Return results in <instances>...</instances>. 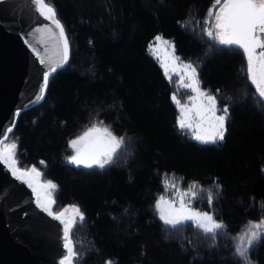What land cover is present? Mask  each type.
Here are the masks:
<instances>
[{
	"label": "trees",
	"instance_id": "1",
	"mask_svg": "<svg viewBox=\"0 0 264 264\" xmlns=\"http://www.w3.org/2000/svg\"><path fill=\"white\" fill-rule=\"evenodd\" d=\"M61 22L68 62L48 79L44 99L23 110L7 144L18 167H36L57 185L54 210L78 206L70 237L74 264H264V239L237 259L238 236L264 219V108L246 78L242 51L206 35L214 0H45ZM223 3V0H221ZM162 34L197 68L200 85L228 107L225 139L202 144L177 125L167 78L149 53ZM219 90V91H218ZM94 123L123 144L103 169L68 163L69 140ZM43 162V163H41ZM167 181V191L165 189ZM195 193V199H193ZM212 196L211 205L208 196ZM161 197L223 225L172 228L158 216Z\"/></svg>",
	"mask_w": 264,
	"mask_h": 264
},
{
	"label": "snow or ice",
	"instance_id": "2",
	"mask_svg": "<svg viewBox=\"0 0 264 264\" xmlns=\"http://www.w3.org/2000/svg\"><path fill=\"white\" fill-rule=\"evenodd\" d=\"M32 2L37 6V10L40 14L44 16L45 19L54 22L59 29L60 36L63 38L64 43V61L67 62L68 42L64 35L63 26L60 24L59 20L56 19L54 8L49 6L45 0H32ZM214 4L220 7L218 11L213 8L208 13V18L204 21L205 24L210 25V27L205 30L206 35L221 46L242 51L247 61L246 78L249 80L250 84L254 86V95L258 97L257 106L264 108V0H223V3H221V0H214ZM156 41H161V37H156ZM165 43L167 44L169 42ZM172 55L174 61L178 60V58L175 57L174 45L172 46ZM162 66L165 76L168 77V65L163 63ZM51 71L55 72L56 69L53 68ZM184 74L187 75L190 81L183 85L184 88L190 89L195 93L196 97L194 98L206 96L208 101L207 107L201 106L196 112L197 117L200 118V123L196 124V130L191 133L190 138L202 144H215L218 141H223L227 131L226 122L229 116L228 107L218 109L216 97L207 95L201 90L196 67L191 64H184L181 81L184 79ZM48 75V73L44 75L45 87L47 86ZM168 78L171 79V77ZM40 98L42 99L43 97L41 96ZM172 100L179 103L176 101L175 96L172 97ZM190 111L191 109H185L183 107L180 109L181 115L177 123L178 128L182 132L186 129L193 128V124L190 122V117L188 116V112ZM218 111L222 112V114L217 115ZM205 124H207V127L204 126ZM5 131L10 132L11 128ZM93 133L98 135L93 140L89 141L92 145L91 150L78 147L82 141L91 137ZM0 137L6 139L4 132H0ZM3 139H0V145H2V147H0V163L6 165L16 179L28 184V187L36 194L37 205L47 213L49 217L63 223L62 258L59 264H73L77 254L74 251L70 231L72 227L75 226L76 221L70 220L64 222L62 220L64 216L63 211L58 214L53 213L51 206L55 201L53 199L52 190H55L57 185L51 181L45 184L38 183L37 178L41 176V173L36 167L27 170L19 168L17 166L18 162L15 159V149L17 145L14 143L4 144ZM122 144L123 137L117 139L107 128L101 130L98 127H93L89 129L84 136L70 142V146L76 149V154L68 158V163L77 167L81 165L86 168L97 166L103 169L106 165L113 162L114 155L117 153V150L121 148ZM262 171H264V169H262ZM165 189L167 191L166 180ZM160 199L168 205V211H165L159 202L156 205L157 208L161 209L160 219L165 225L175 228L177 225L191 220L195 221L196 225L203 229L205 233H215L217 229L223 227V225L216 223L213 217L208 213H199L186 207L183 197H181L179 208H174L172 202L164 201L163 197ZM193 199H195V193H193ZM208 203L210 205L212 203L211 195L208 196ZM73 212L77 214L79 222L82 223L84 216L83 213L80 212L79 207L74 206ZM237 239L239 243L235 248V252L239 257L247 260L249 250L254 244L264 239V223L253 224L250 230L240 234ZM64 250H66V253Z\"/></svg>",
	"mask_w": 264,
	"mask_h": 264
},
{
	"label": "water",
	"instance_id": "3",
	"mask_svg": "<svg viewBox=\"0 0 264 264\" xmlns=\"http://www.w3.org/2000/svg\"><path fill=\"white\" fill-rule=\"evenodd\" d=\"M67 62L59 29L40 14L32 0H0V132L6 135V139L0 137L3 143L10 133L5 130L13 129L20 112L43 101L45 73L49 79L54 74L51 69L57 70ZM37 181L47 183L42 176ZM158 202L168 211L166 203L159 199L156 205ZM54 204L53 213L63 211L64 222L75 220L73 208L54 211ZM160 210L157 208L159 218ZM63 226L37 205L36 194L28 184L16 179L0 163V264H59Z\"/></svg>",
	"mask_w": 264,
	"mask_h": 264
},
{
	"label": "rangeland",
	"instance_id": "4",
	"mask_svg": "<svg viewBox=\"0 0 264 264\" xmlns=\"http://www.w3.org/2000/svg\"><path fill=\"white\" fill-rule=\"evenodd\" d=\"M213 8H214V7L212 6V7L210 8V10L213 9ZM213 23H214V21H213ZM209 27H210V25H209ZM214 32H215V30H214ZM158 36L161 37V41H159V42L156 41V37H158ZM165 42H169V43L166 44ZM173 45H174V44H173V41H172L170 38H166V37H164L162 34L158 33V34H156V35H155V36H154V37L148 42L147 49H148L149 53H150V54L155 58V60L158 62V64H159L160 67L162 68L164 74H165V72H164V68H163L162 64H163V63H166V64L168 65V77L177 76V79H176V80H177V82H178V84H179L178 87L180 88V87H184V86H183L184 84L190 82V81L188 80L186 74H184V79H183V81H181V75L183 74V65H184V64H191V65L194 66V67H196V66H195L193 63H191L190 61H188V60H186V59H182V58H180V57L175 53V48H174V53H175V57L178 58V60H175V61H174V60H173V55H172V46H173ZM150 46H151V47H150ZM196 69H197V68H196ZM168 77H167V78H168ZM199 86H200L201 90H202L204 93H206L207 95H211V96H214V97H215V94H214L212 91L203 88V87L200 85V83H199ZM186 89H187V88H186ZM189 90H190V89H189ZM190 92H191V94L187 95V96L185 97V99L181 97V94H182L181 91L173 92L172 95H171V97L175 96V97H176V101L179 102V103H176L175 101H173V102L175 103L176 107H177V110H178V114H177V122H178V119L180 118V115H181V113H180V109H181V107H183V108H185V109H191V111L188 112V116L190 117V122L193 124V128H192V129H187V131H188V136H189V137H191V133H192L193 131L196 130V129H195L196 124H197V123H200V118L197 117V115H196L197 110H198L201 106L207 107V105H208V101H207V99H206V96H200V97H198V98H194V97H196V94L193 93L191 90H190ZM216 105H217V108H218V109H223V108H224V107H222V106H220V105L218 104L217 99H216ZM219 114H222V112H219V111H218V112H217V115H219ZM177 125H178V123H177ZM204 126L207 127V124H205ZM93 127H98V128H100L101 130H103L104 128H107L106 126H104V125L101 124V123H94V124L90 125L87 129H85L81 134H79V135H77V136L71 138V139L69 140V147L72 149V154H71L70 156L76 154V149H74V148H72V147L70 146V142H71L72 140H76V139H79L80 137L84 136V134H85L86 132H88L89 129H91V128H93ZM107 129H108V128H107ZM108 130H109V129H108ZM109 132H111V131L109 130ZM111 133H112V132H111ZM112 134H113V133H112ZM97 135H98V134L93 133L91 137H88V138H86L85 141H82L81 144L78 145V147H81V148H88L89 150H91L92 145L89 143V141L93 140ZM113 135H114V134H113ZM114 136H115V135H114ZM115 137H116V136H115ZM116 138H117V137H116ZM117 139H118V138H117ZM7 143H8V141L6 140L4 144H7ZM70 156H69V157H70ZM69 157H68V158H69ZM81 166H83V165H81ZM52 192H53V190H52ZM180 201H181V200H180ZM180 201H179V202H180ZM172 203H173L175 206H177V207L180 206V204H178V203L175 204V201H174V202L172 201ZM68 207H69V208H66V209H68V210L73 208V206H68ZM54 211H55V210H54ZM75 215H77V214H75ZM261 223H264V221L261 222ZM251 227H252V226H246V228L244 229V232L250 230ZM237 256H238V255H237ZM237 259L242 260L243 258L238 256Z\"/></svg>",
	"mask_w": 264,
	"mask_h": 264
},
{
	"label": "flooded vegetation",
	"instance_id": "5",
	"mask_svg": "<svg viewBox=\"0 0 264 264\" xmlns=\"http://www.w3.org/2000/svg\"><path fill=\"white\" fill-rule=\"evenodd\" d=\"M263 221H264V219H262L261 221H256V222H253V223L249 224L248 226H252L253 224H256V223H261V222H263Z\"/></svg>",
	"mask_w": 264,
	"mask_h": 264
}]
</instances>
